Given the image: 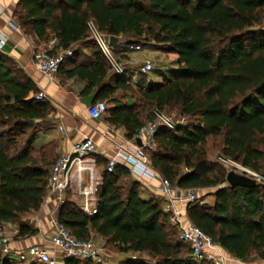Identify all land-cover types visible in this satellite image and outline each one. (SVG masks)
Here are the masks:
<instances>
[{"label": "trees", "instance_id": "1", "mask_svg": "<svg viewBox=\"0 0 264 264\" xmlns=\"http://www.w3.org/2000/svg\"><path fill=\"white\" fill-rule=\"evenodd\" d=\"M13 16L22 31L43 41L54 38L52 54L72 49L73 56L79 45L94 47L89 63L65 74L84 80L80 93L95 90L96 101L113 103L118 90L133 96L134 104H113L106 113L127 138L152 119L155 108L185 116L175 130H157L148 153L151 168L176 188L214 189L213 204L186 207L188 222L230 256L264 263V185L230 187L226 169L205 150L208 137H220L221 155L264 177V0H18ZM89 21L116 38L114 48L141 40L171 48L175 68L160 83L133 87L111 72L88 38ZM37 92L0 52V224L16 223L18 237L34 232L23 216L41 207L57 158L56 141L32 144L35 122L49 113L45 101L34 99ZM125 175L118 166L103 172L96 214L65 200L58 221L77 239L98 234L116 252L146 255L154 264H210L191 259L164 200L140 197L137 182L121 183ZM64 264L94 263L70 258ZM119 264L146 263L133 256Z\"/></svg>", "mask_w": 264, "mask_h": 264}, {"label": "built area", "instance_id": "2", "mask_svg": "<svg viewBox=\"0 0 264 264\" xmlns=\"http://www.w3.org/2000/svg\"><path fill=\"white\" fill-rule=\"evenodd\" d=\"M8 23L16 30L22 31L18 23L9 19ZM88 38L94 42L102 56L110 65L113 73L120 77L128 76V69L125 68L128 62H121L116 56V50L110 43L109 38L99 32L95 23H87ZM56 41L50 38L46 41L38 39L35 35L31 36V55L32 62L37 71L53 81L59 71L63 61L72 56L73 50H57L50 53ZM6 41L0 38V51H3ZM130 50L138 51L141 49L139 43L129 45ZM154 66L150 60H144L139 67V73L148 74ZM36 101H46L47 96L43 90H39L35 95ZM107 103L104 100H97L87 107L89 118L101 119L107 113ZM187 122L185 116L174 118L165 110L155 108L152 112V119L145 123L138 132L129 139L123 140V144H115L117 150L126 155L128 163L131 165L132 172L137 163L145 164L150 167L148 153L155 147L154 136L159 128L175 130L179 125ZM60 131L63 128L59 127ZM109 133L116 134L110 128ZM110 140L108 135L104 134ZM140 140L141 145L136 143ZM97 145L90 138L74 143L70 152L57 156L50 167V177L48 181V191L45 198H48L54 205L53 210L48 217V224L51 232L49 243L51 249L56 250L61 255L62 260L76 258L91 261L94 264H115L108 255L105 244L93 239L80 240L71 235V233L58 221V212L60 206L65 202V193L68 190H76L81 202L76 205L77 209L86 215H94L98 210V194L102 187L103 178L97 174L96 159ZM218 162L226 169L238 171V174L251 175L262 178L257 173L243 167L239 163L223 155L219 156ZM118 166L115 158L108 159L107 171L112 172ZM154 174L159 175L151 168ZM198 191L196 189H179L174 187L169 181L162 179L159 192L165 202V212L168 213L169 222L178 231V237L181 241L189 245L190 257L194 261H206L210 264H246L226 253L217 243L213 242L198 227L192 225L183 219V209L194 202H199ZM200 204L205 202L200 201ZM12 236L6 232L4 224H0V259L10 257V264H28L34 261L39 264H58L57 258L51 254V249L42 246L33 245L27 250L12 257L10 247Z\"/></svg>", "mask_w": 264, "mask_h": 264}, {"label": "crops", "instance_id": "3", "mask_svg": "<svg viewBox=\"0 0 264 264\" xmlns=\"http://www.w3.org/2000/svg\"><path fill=\"white\" fill-rule=\"evenodd\" d=\"M17 3L18 0H0V38L6 41L4 50L0 52L13 60L17 66L31 78L38 91L43 90L47 96L45 102L47 103L49 113L45 120H37L35 122L32 144L34 146H40L54 140L57 143L56 155L59 156L69 153L74 143L84 138H90L97 145L95 159L96 171L99 176L103 178V172L107 170L108 159L115 158L118 167L126 171V175L121 179V181H123V183L121 182L122 184L127 185L130 184V182H137L139 185L140 197L144 199H162L159 192L162 177L154 174L151 170V166L149 167L141 163H137L132 172L131 165L128 163L126 155L115 147V144H123V140L129 139L125 136L124 129L107 122L106 115L97 120L89 118L87 107L96 101L94 96L95 90L88 95L81 94L80 92L86 82L77 77H68L65 74V71L71 69L74 65L89 63L94 47L79 45L75 54L63 61L55 80L49 81L37 71L32 62L30 46L32 34L16 30L8 23L9 19H13V21L16 22L13 15ZM121 42L122 41H120V43ZM135 43L140 44V50H130L129 45L120 47L119 44L115 47L116 53L120 49L123 50L120 54L124 58L122 60L123 62H128V76H119L121 79L135 87L136 85L148 86L149 84H157L162 81L163 76H170L169 69L165 72L160 69L158 72L154 71L153 68L148 74L139 73V67H137L136 64L146 57L151 58L156 48L162 44L150 42L145 44L148 46H142L139 41H134L133 44ZM172 68H175V66H172ZM106 103L108 107L113 104L132 105L135 103V100L129 92L123 93L118 90L115 94L113 103H109L108 101H106ZM60 126L63 128V131L59 130ZM110 128H112L116 134L109 133L108 130ZM104 134L108 135L110 140L106 138ZM76 192V190H68L65 193V200L72 202L75 206L81 202V198ZM206 193L211 195L210 197L213 199L211 204H213V191L207 190ZM53 208V203L48 198H45L38 211L23 216V220L27 222L34 231L33 234L28 236L18 237L16 235L18 232V225L16 223H4L6 232L12 236L10 247L13 258H16L17 253L27 250L33 245L51 249L49 243L51 229L48 224V217ZM163 209H165V204ZM182 213L184 221L188 222L186 210L183 209ZM92 239L105 244L104 239L98 234L93 233ZM105 249L107 251L106 245ZM107 253L115 264H119V262L131 257L128 254H122L116 251H107ZM51 254L57 258L58 264H64L58 251L51 249ZM146 258L149 259L148 256H146ZM28 264L39 263L30 260Z\"/></svg>", "mask_w": 264, "mask_h": 264}, {"label": "rangeland", "instance_id": "4", "mask_svg": "<svg viewBox=\"0 0 264 264\" xmlns=\"http://www.w3.org/2000/svg\"><path fill=\"white\" fill-rule=\"evenodd\" d=\"M264 27V24L262 25ZM142 46H148L145 45V41L141 40L140 41ZM173 51L171 48H168L167 46H160L156 48L155 53H153L151 55V58L146 57L144 59H142L140 62H138L136 64L137 67H140L143 63L144 60H150L153 63L154 66V71H160V69H162L164 72L167 69L172 68V66H174V61L176 60V56L173 54ZM116 56L118 57V59L122 62L124 59L119 53H116ZM135 67V68H137ZM125 68H128V65L125 66ZM134 68V69H135ZM167 113L171 114L172 116H174V118H178V114L176 112H170L167 111ZM147 123V122H146ZM205 150H206V154L209 160H211L212 162L218 163V158L219 156H221V138L220 137H208L206 145H205ZM234 171V170H233ZM227 172V171H226ZM236 173H238V171L235 170ZM251 178L256 179L257 183L264 185V179L262 178H258L248 175ZM260 176V175H259ZM261 177V176H260ZM263 177V176H262ZM123 183V181H121ZM214 189H209L208 191H213ZM207 190H199L198 191V196H199V202H205V204L211 205L212 203V197H210L211 195L209 193H206ZM107 247V251L109 252H114L115 250L111 247V246H106ZM131 257H138L141 260H143L146 264H154L153 261H151L150 259L146 258V255H133V254H128ZM246 264H264L262 262H260L255 256H251L250 260L247 262H245Z\"/></svg>", "mask_w": 264, "mask_h": 264}, {"label": "water", "instance_id": "5", "mask_svg": "<svg viewBox=\"0 0 264 264\" xmlns=\"http://www.w3.org/2000/svg\"><path fill=\"white\" fill-rule=\"evenodd\" d=\"M110 43H114L116 38L110 37ZM28 125H32L33 121H27ZM136 143L141 145L140 140L136 139ZM225 181L230 187L241 186V187H254L257 184L256 179L251 178L245 174H238L233 170H229L226 172Z\"/></svg>", "mask_w": 264, "mask_h": 264}]
</instances>
